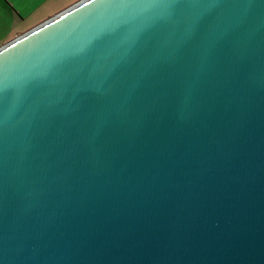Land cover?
<instances>
[{
    "label": "water",
    "instance_id": "water-1",
    "mask_svg": "<svg viewBox=\"0 0 264 264\" xmlns=\"http://www.w3.org/2000/svg\"><path fill=\"white\" fill-rule=\"evenodd\" d=\"M0 264H264V0H81L1 46Z\"/></svg>",
    "mask_w": 264,
    "mask_h": 264
},
{
    "label": "crops",
    "instance_id": "crops-1",
    "mask_svg": "<svg viewBox=\"0 0 264 264\" xmlns=\"http://www.w3.org/2000/svg\"><path fill=\"white\" fill-rule=\"evenodd\" d=\"M81 0H0V47Z\"/></svg>",
    "mask_w": 264,
    "mask_h": 264
}]
</instances>
